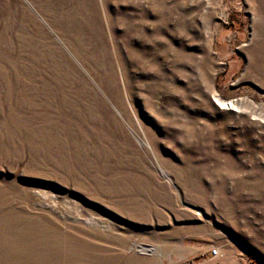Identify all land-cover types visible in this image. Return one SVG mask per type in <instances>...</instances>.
I'll list each match as a JSON object with an SVG mask.
<instances>
[{"label":"rangeland","instance_id":"1","mask_svg":"<svg viewBox=\"0 0 264 264\" xmlns=\"http://www.w3.org/2000/svg\"><path fill=\"white\" fill-rule=\"evenodd\" d=\"M0 264H264V0H0Z\"/></svg>","mask_w":264,"mask_h":264},{"label":"bare ground","instance_id":"2","mask_svg":"<svg viewBox=\"0 0 264 264\" xmlns=\"http://www.w3.org/2000/svg\"><path fill=\"white\" fill-rule=\"evenodd\" d=\"M218 103L220 104V106H225L227 108H233V109L236 108V105L233 103L232 100L226 101V102H224V101H218Z\"/></svg>","mask_w":264,"mask_h":264},{"label":"built area","instance_id":"3","mask_svg":"<svg viewBox=\"0 0 264 264\" xmlns=\"http://www.w3.org/2000/svg\"><path fill=\"white\" fill-rule=\"evenodd\" d=\"M210 251H211L212 255H216L217 254V250L215 248L210 249Z\"/></svg>","mask_w":264,"mask_h":264}]
</instances>
